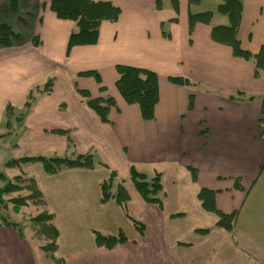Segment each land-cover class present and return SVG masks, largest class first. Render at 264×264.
Returning a JSON list of instances; mask_svg holds the SVG:
<instances>
[{
    "label": "crops",
    "instance_id": "obj_1",
    "mask_svg": "<svg viewBox=\"0 0 264 264\" xmlns=\"http://www.w3.org/2000/svg\"><path fill=\"white\" fill-rule=\"evenodd\" d=\"M43 1L38 16L23 22L25 13L38 12L40 0H15L18 25L29 26L38 44L29 36L23 43L0 44V141L13 136L2 161L15 169L10 178L23 170L6 162L21 156L72 158L90 152L103 160L93 168L54 174L38 162L25 165L32 171L24 175L33 177L42 192L41 206L53 213L60 264H224V251L231 262L244 255L247 264H264V68L256 70L252 57L233 54L221 27L230 24L229 18L217 10L221 0L215 9L203 8L207 0H106L119 8L117 19L101 22L94 43L71 48L75 23L59 18ZM7 3L0 0V14ZM241 3L235 35L239 47L254 54L264 45V0ZM206 11L211 12L207 21L189 24V14ZM118 65L156 73L152 118H143L138 104L119 93ZM90 70L98 72V80L79 75ZM97 96L116 101L109 122L87 104ZM7 104L13 106L10 116ZM159 163L171 164L169 182L182 175L196 186L162 184L161 202L155 203L128 180L112 185L113 192L124 187L123 206L114 198L101 201L100 184L111 172L114 178L126 177L131 165ZM242 177L251 186H238ZM216 210L235 212L230 234L215 225ZM128 219L139 227L133 223L132 228ZM93 230L122 231L126 240L96 246ZM27 233L0 223V264H36ZM226 234L235 242L225 249L218 240ZM212 235L220 238L219 247L207 246Z\"/></svg>",
    "mask_w": 264,
    "mask_h": 264
},
{
    "label": "trees",
    "instance_id": "obj_2",
    "mask_svg": "<svg viewBox=\"0 0 264 264\" xmlns=\"http://www.w3.org/2000/svg\"><path fill=\"white\" fill-rule=\"evenodd\" d=\"M12 8L14 9L15 0H11ZM196 1V0H195ZM49 7L55 14L62 19H68L75 23V30L68 37V48L74 45H85L94 43L97 40L99 27L102 21H114L119 15V8L110 1L106 0H49ZM242 9L241 0H221L217 6V10L228 16L230 24L221 26L226 31L228 38L227 43L232 46L233 54L246 59L253 58L256 70L264 68V45L261 46L257 53H251L239 47V41L235 35L240 19ZM211 12H199L189 14V24L193 25L197 21H207ZM213 28V32L214 29ZM23 33L16 32L7 22H0V44L10 45L16 42L25 41ZM34 39V38H33ZM34 43L38 44V38L35 36ZM119 77L115 81V85L121 96L129 103L138 104L141 115L145 119H150L154 115V106L158 98V77L156 73L135 66L118 65ZM80 76H93L98 80L97 71L79 72ZM178 81L188 83L187 79L178 78ZM52 80L49 79L44 85L46 91L50 90ZM102 88V87H101ZM82 96L89 97L86 90H79ZM30 95V94H29ZM27 104V102H26ZM87 104L95 110L99 118L104 122H109L108 113L112 106H117L116 101L112 96H97L90 97ZM13 106L7 104L5 107L6 115L13 114ZM18 119V118H17ZM8 123H12L11 120ZM27 162H38L43 166L47 174H54L62 169L67 168H93L95 162L92 153L86 152L77 154L70 158L65 156H45L32 155L21 156L10 159L6 162L9 167H19ZM22 171V170H21ZM0 178L6 177L0 173ZM114 172L108 179L100 184L101 201L105 202L108 199L114 198L122 206L127 200V194L124 187L120 184L115 192L112 191ZM130 179L135 188L150 202L160 203V195L163 192L160 173L147 178V175L139 171L135 166L130 167ZM18 192L21 195L4 198L5 194ZM45 202L42 192L38 188L33 177H27L23 171L20 174L9 179L3 187H0V208L12 204L15 209L20 206H27L31 203L41 205ZM204 204V203H203ZM211 208V207H210ZM218 219L215 225L231 230L235 219V212L223 213L216 210ZM53 213L41 211L31 217V220L38 226V232L43 235L46 242L42 245V249L51 254L56 251L58 230L53 220ZM3 223L10 226H17V223L9 222L4 219ZM134 225L137 223L133 220ZM138 226V225H136ZM139 227V226H138ZM204 228L200 230H207ZM94 241L96 246L113 247L118 243L126 240V236L119 231L115 235H106L98 230H93Z\"/></svg>",
    "mask_w": 264,
    "mask_h": 264
},
{
    "label": "rangeland",
    "instance_id": "obj_3",
    "mask_svg": "<svg viewBox=\"0 0 264 264\" xmlns=\"http://www.w3.org/2000/svg\"><path fill=\"white\" fill-rule=\"evenodd\" d=\"M7 1H8V3H7V6L5 8V11H3L0 14V17H2V18H0V21H7L8 24H11L14 31L23 33V35L25 36L26 39L29 36V39L31 38V40L33 42L36 41L35 35L28 34V32H27L29 26H27L26 24L18 25V20H17L18 17H17V15H15V12H14V10L17 8V3H15L14 9H13L11 7L12 1L11 0H7ZM48 2H49V0H48ZM216 4H217V0H207V3H205L203 8L204 9H208V8L215 9ZM43 5H44V1L40 0V2L37 3L38 12H35L34 16H32L30 14H29L30 15L29 16L28 13H25L26 17L22 18V21L25 22V21L29 20L31 22L33 20V18L36 17V15L38 16L39 8L43 7ZM19 11L20 12L25 11V9L23 8V5L19 6ZM215 18H217V17H215ZM23 42H21V43H23ZM16 43H20V42H16ZM105 89H107L106 86L100 88L101 91H103ZM13 122H14V120H13ZM13 142H14L13 136L6 137L4 140L0 141V173H2L6 177L4 180L0 178V187H3L6 184V182L9 179H11L10 175H9L10 170L11 169L15 170L14 168H7L6 166H4L2 164L3 157H4L5 153L8 151V149H6V148H10L9 143H13ZM94 160H95V162L103 161L102 158H100V155H98V154L95 155ZM38 164L41 165V163H38ZM25 165H26V163L23 164L22 170L27 171V172H31L32 169H27L25 167ZM157 165H159V166H157ZM135 167L141 171L146 172L148 175L147 176L148 179H150V177L155 175L156 170L161 171V173H162L161 174L162 175L161 182H162V184H164V186H181L182 183H184V182L186 183L187 186H191V185L196 186L195 183L191 184V183H188L186 179L183 180L182 175L177 176L178 182H176L175 184L173 182H169L171 170H172L171 164H163V163L162 164L159 163V164H155V165L136 164ZM24 168H26V169H24ZM117 168L119 169L117 171L118 173L123 171L121 168H119V167H117ZM153 171H154V173H153ZM16 174H20V173L16 172ZM127 175L128 176H126V177H120L119 175H116L114 178L113 186H116L118 183H122L123 181L127 182L128 180H131L129 173ZM26 176L29 177L28 175H26ZM171 178H172V176H171ZM244 180H245V178L242 177L240 184L238 186H251V182L249 184L245 185ZM261 184H263V183H261ZM162 194H163V192H162ZM162 194L160 196H162ZM17 195H21V194H19L18 192L8 193L9 198H10V196L13 197V196H17ZM105 202H109V199L106 200ZM167 209H168V207H165V210H167ZM13 211H15V212H13ZM41 211H45L43 209V206L38 205V204H33V203H31L27 206H20L17 209H15L12 204H9L8 206H2L0 208V223H2L4 219L8 220L9 222H14V223L16 222L18 224L19 231H21V233L23 235H27L28 234L27 232L31 233V235L33 237V243L35 244V246L33 245V256H34V260H35L36 264H60L61 259L59 258V256H60L59 253L53 252L51 254L50 252H47V251L42 249V245L46 242V240L44 239L43 235H41L38 232V226L31 220L32 216L38 214ZM128 222L133 228L134 226H133L132 221L130 219H128ZM28 228H29V230H28ZM67 230L69 231V228H67ZM209 230H210V228L208 229V232H209ZM225 230H227V232H229L227 234L231 233L230 232L231 230H228V229H225ZM238 237H240V236H238ZM217 239H220V238H217ZM217 239H215L214 235H212L211 237L208 236L207 246L215 248V247H219L220 244H222L224 246V248L226 249V248H228V246H232L235 242L233 240V238L228 239V235H227V238L225 236V238L220 239V241L218 240V242H220V244H218L216 242ZM36 246H38V247H36ZM39 248H41V249H39ZM222 257L224 259L223 260L224 264H247V257L244 255L242 258L237 256L238 260H235L232 262L230 261V258L232 256L227 255L226 251H224V255Z\"/></svg>",
    "mask_w": 264,
    "mask_h": 264
}]
</instances>
